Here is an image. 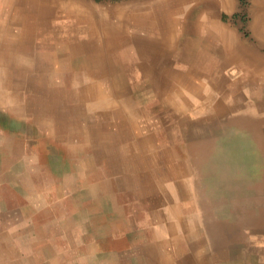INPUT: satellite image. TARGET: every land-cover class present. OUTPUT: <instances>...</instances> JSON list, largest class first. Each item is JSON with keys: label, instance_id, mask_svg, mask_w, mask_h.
<instances>
[{"label": "rangeland", "instance_id": "rangeland-1", "mask_svg": "<svg viewBox=\"0 0 264 264\" xmlns=\"http://www.w3.org/2000/svg\"><path fill=\"white\" fill-rule=\"evenodd\" d=\"M0 55L30 112L120 119L144 176L121 231L47 201L42 226L0 231V264H264V0H0Z\"/></svg>", "mask_w": 264, "mask_h": 264}, {"label": "crops", "instance_id": "crops-1", "mask_svg": "<svg viewBox=\"0 0 264 264\" xmlns=\"http://www.w3.org/2000/svg\"><path fill=\"white\" fill-rule=\"evenodd\" d=\"M7 60L0 55V64ZM0 68V190L6 186L13 201L0 212V231L22 238V233L43 225L47 201L52 200L56 205L58 200L67 202L69 211L59 215H86L90 222L101 215L105 232L121 231V185L140 184L144 176L121 151L120 119L117 126L97 120L85 129L73 122L64 127L61 121L52 123L45 114L30 112L23 98L9 96ZM36 246L45 248L39 241ZM96 249L105 254L102 244Z\"/></svg>", "mask_w": 264, "mask_h": 264}]
</instances>
